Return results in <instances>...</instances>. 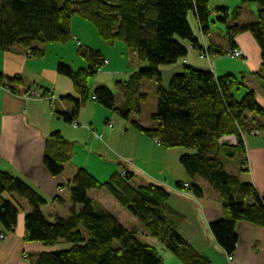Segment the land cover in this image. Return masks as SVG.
Instances as JSON below:
<instances>
[{
    "label": "trees",
    "instance_id": "obj_1",
    "mask_svg": "<svg viewBox=\"0 0 264 264\" xmlns=\"http://www.w3.org/2000/svg\"><path fill=\"white\" fill-rule=\"evenodd\" d=\"M208 2L0 0V50L17 46L29 56L38 58L43 55V46L70 41V21L74 15L89 22L102 41L126 45L145 66L130 74L125 83L118 82L125 98L123 109L115 108V98L108 87H97L92 95L104 108L127 117L130 107L137 109L138 102L147 98V94L140 90L142 81H154L157 108L151 118L155 125L147 128L140 123L132 124L165 148L196 151L195 155L180 157V164L190 178L200 177L218 192L223 217L209 224L210 231L225 253L232 255L238 240L235 223L245 221L264 227V197L258 195L252 184L228 174L220 157L228 159L244 154V137L251 130L259 131L264 140V108L256 102L252 90L247 89L239 96L236 91L245 88V84L242 77L231 72L216 75L184 66L181 74L171 78L168 89L162 85L159 74L161 66L175 63L187 55L185 43L198 53L202 52V40L194 35L188 16L194 14L200 34L208 38L214 20L210 17ZM242 2L256 5L254 22L238 23L241 9L237 7L229 11L224 6L216 8L215 20L225 24V38L230 50L236 47L235 36L250 33L261 58L260 70L254 75L264 79V0ZM228 20L231 25L227 24ZM207 46L210 52L215 51L219 56L228 53V50L215 48L213 43ZM78 53L87 67L74 69L61 62L56 66L58 75L70 79L78 95V98H60V101L73 104L70 112L56 110L59 117L70 124L87 101L88 79L101 69L105 60L93 49L78 48ZM11 80L20 82L15 78ZM43 91V95L50 93ZM248 114L254 115L249 122ZM227 136H234L236 144H220V139ZM45 144L43 164L54 177L61 174L70 161L72 143L59 131H53ZM132 178V173L119 171L107 181L100 182L85 169L76 170L70 190L73 206L68 217H56L54 222H49L41 210L46 200L22 179L0 169V223L9 232L15 228L19 211L17 204L7 196L17 195L27 201L31 211L24 217L23 240L45 246L57 243L67 246L66 249L41 253L31 264H163L157 249L141 243L135 230L125 228L111 212L98 208L88 196L90 190L104 189L131 217L136 218L149 236L157 238L179 264H210L180 236L178 218L166 215L164 202L169 194L165 188L155 183L138 187L132 184ZM192 192L196 196L201 194L194 186ZM77 205L80 209L76 210Z\"/></svg>",
    "mask_w": 264,
    "mask_h": 264
},
{
    "label": "crops",
    "instance_id": "obj_2",
    "mask_svg": "<svg viewBox=\"0 0 264 264\" xmlns=\"http://www.w3.org/2000/svg\"><path fill=\"white\" fill-rule=\"evenodd\" d=\"M208 6L210 17L214 18L210 24L209 37L204 38L200 34L197 19L193 13H189V25L194 35L201 39L203 44L207 46L213 43L215 48L223 51L230 49L225 38L226 33L221 37L218 36V33L221 35L219 28L224 27L225 29H222L226 31V27L225 24L218 26L219 22L215 20L218 15L216 8L224 6L232 11L239 7L241 11L237 22L240 24L254 22L257 17L256 5L244 3L242 0H209ZM245 12L250 15L249 18H245ZM70 23L72 34L70 41L66 44L53 43L43 46V55L38 58L29 56L24 49L17 46L7 51L0 50V75L3 84L0 87V169L22 179L42 199L46 200L41 210L49 222H54L56 217H68L73 206L70 190L76 170L83 168L100 182L107 181L113 173H119V171L132 173V184L135 186L155 183L165 188L169 194L164 202L166 215L178 218L177 226H179L180 236L199 254L206 257L210 264H264V227L245 221L235 223L238 240L231 259L217 244L209 224L223 217L222 202L218 192L212 189L208 181L200 177L190 178L183 170L179 158L185 154L195 155L196 151L181 147L165 148L159 144L158 140L149 139L133 126V122L147 128L155 125L153 121L149 123L141 120L142 101L138 102L135 107L137 109L130 107L127 117L122 116L125 122L116 120L113 115L118 113L121 116L118 111L114 112L104 108L96 100L92 101L94 81V87L75 119L79 125L72 127V124L71 126L59 117L56 110L70 112L73 105L68 101H60V98L62 96L78 98V95L70 79L58 75L56 66L60 62L69 65L68 60L75 57L74 49L79 55L77 42L87 49L98 51L107 61L101 71L107 70L106 73L112 76L113 81L111 86L106 83L101 86L110 89L115 98V108L120 110L123 109L120 107L125 105V98L123 88L118 82L125 83L138 67L145 66V63L141 62L126 45L120 47L119 43L107 44L104 41L111 50L106 48L102 51L92 44L97 40L96 37L89 40L79 39L77 32L73 29L72 19ZM227 24L232 23L228 20ZM234 38L235 48L240 49L243 56L238 58L242 61L240 69L231 73L242 77L245 84V88H240L236 92L242 96L247 89L252 90L255 93L256 102L264 108V79L254 75L261 67L260 50L248 32ZM185 46L188 53L184 58L175 63L163 65L159 69L165 89H168L174 75L181 74L184 66L220 75L216 70L217 58L220 56L215 51L216 54L211 57L212 62L209 65L208 61L198 58L197 50H194L191 45L185 43ZM117 48H119V58L113 54ZM129 61L131 63H128ZM81 67H87L86 62ZM14 78L20 82H12L11 79ZM89 83L88 79L87 88ZM146 84L142 81L140 85L143 93H146ZM43 90L52 93L51 101L38 100L35 96L29 99L24 97L28 92L39 94L43 93ZM151 90L153 93L154 86H151ZM133 112H137L135 113L137 119L132 117ZM252 117L254 115L248 114V122L252 120ZM112 119L116 120V129L114 126V129L107 127V122L114 123ZM69 125L74 130H70ZM107 129H111V132L106 133ZM53 131H59L72 143L70 161L65 164L63 172L54 177L43 164L45 143ZM99 132H101L100 135H98ZM235 144L234 137L232 145ZM244 147V154L223 161L224 169L228 174L236 176L238 180L252 184L258 195L264 197V140L261 133L259 136H245ZM186 183L188 186L185 188ZM193 186L198 188L201 194L196 196L192 192ZM88 196L93 199L98 208L111 212L125 228L135 230L136 237L141 243L143 240L139 238V235L153 238L139 225L136 218L130 217L104 189L90 190ZM7 198L17 204L19 213L17 224L12 232L7 231L0 223V264H31L41 253L67 248L62 243L45 246L39 242L23 240V221L26 214L31 212L30 207L26 200L17 195L11 194ZM75 209H80V206L77 205Z\"/></svg>",
    "mask_w": 264,
    "mask_h": 264
},
{
    "label": "rangeland",
    "instance_id": "obj_3",
    "mask_svg": "<svg viewBox=\"0 0 264 264\" xmlns=\"http://www.w3.org/2000/svg\"><path fill=\"white\" fill-rule=\"evenodd\" d=\"M245 15H246L245 18H249L250 17V15H247L246 12H245ZM71 19H72V23H73V29H74L75 32H77V34L79 36V39L89 40L92 37H96L97 40H95V42L92 43L94 46L100 48L102 51H104L103 49L108 48L109 45H106V43L104 41L102 42L99 39V37H98L97 33L95 32L93 26L90 25L89 22H87L85 19H83L81 16H78V15H74ZM217 24H218V26H222L223 25V24L221 25L220 23H217ZM222 28H224V27H222ZM222 28H219L221 30L220 31L221 35H220V33H218L219 37H221L223 34L226 33V31L223 30ZM219 41H221V40H219ZM116 43H119L120 47L121 46L123 47V45H124L123 43L121 44V42H116ZM74 47L77 48L75 45H74ZM96 47H94V48H96ZM108 49L111 50L110 48H108ZM118 50H119V48H117V50H114L113 54H115V57L119 58ZM74 56L75 57L73 59H71V60H68L67 63L69 64L70 67H72L74 69L82 68L81 65L85 61H83L84 59H82L81 56L76 54V50L75 49H74ZM217 60H218L217 61L218 68L216 70H217L218 74H220V75H223L226 72H235L237 69H240V66H241V63H242L241 59H238V58L234 59V58H231V57H229L227 55L226 56H220V57L217 58ZM119 62H122V61H119ZM128 63H131V62L129 61ZM105 66L106 65L104 64L101 67V69L103 70V68ZM139 68L140 67H138V69ZM101 69L95 75H93V77L89 78V82L90 83L88 85V88H90V90H89L90 93L92 91V87H94V86H95V88L101 87V84H105V83L110 85V86L112 85L111 84L112 81H113L112 76L109 75L108 73H106L107 70H105L103 72V71H101ZM120 72L123 73V71H120ZM120 72L118 71V73H120ZM117 75H119V74H117ZM94 81H95V85L93 86ZM146 83L147 84H146L145 89H146L147 98L142 101V104H141L142 116L140 118H142L141 120H143L144 122H149L150 123V122L153 121L152 118H151V115L155 113L156 108H157L156 107L157 96L155 95L156 85H155L153 80H148V81H146ZM151 86H154V88H155V90H153L154 91L153 93H151V91H152L151 90ZM113 91L115 92L114 88H113ZM154 97H155V102H154ZM238 97L239 96L237 95V98ZM120 108H122V107H120ZM135 113H137V112H135ZM135 113L133 112L132 117H135L137 119V117H136L137 115ZM113 118H116V120L119 119L120 121H124L125 122V119L122 116H119L118 113H114ZM112 120L114 121V128L116 129L117 128V124H115L116 120H114V119H112ZM71 126H70V130L71 129L74 130L72 128L73 126L72 127ZM105 132L106 133L107 132H111V129H107V130H105ZM100 133L101 132H99L98 135H100ZM245 136H248V135H245ZM257 136H259V135H257ZM220 159H222V161H228L231 158L227 159V158H224V157H220ZM139 238L143 240V243L153 247L154 249H157L161 259L163 260V264H179V261H177V259H175V257L168 250L163 248L162 244L160 242H158V239H154V238H150V237L146 238V237H142L141 235H139Z\"/></svg>",
    "mask_w": 264,
    "mask_h": 264
},
{
    "label": "built area",
    "instance_id": "obj_4",
    "mask_svg": "<svg viewBox=\"0 0 264 264\" xmlns=\"http://www.w3.org/2000/svg\"><path fill=\"white\" fill-rule=\"evenodd\" d=\"M77 45H78V48L79 49H81L82 47H84L82 44H80L79 42H77ZM213 55H215V53L213 52H210L209 50H208V46H206L205 44H203V48H202V52H199L198 53V58L200 59V60H206V61H208V63H209V65H211V57H213ZM227 56H229V57H231V58H241L242 56H243V54H242V51L240 50V49H237V48H233V49H231V50H229L228 51V53L226 54ZM106 60H104V62H103V65L104 64H106ZM0 87H2L1 86V81H0ZM3 88H5V87H3ZM32 96H35V98L36 99H38V100H40V99H46V100H52V98H53V96H52V93H49V94H46V95H43V93H39V94H34V93H30V92H28V94L27 95H25L24 97L25 98H27V99H29V98H31ZM91 99H92V101H94V100H97V98H96V96L95 95H91ZM72 125H73V127H77L79 124L77 123V121H75V120H73V123H72ZM113 126H114V123L113 122H107V127H109V128H113ZM248 136L249 135H252V136H257V135H259V131H257V130H251V131H249V133L247 134ZM233 138H234V136H227V137H223V138H221L220 139V144H223V143H228V142H230V143H232L233 142ZM158 142V141H157ZM124 174V173H123ZM188 186V183H186L185 185H184V187L186 188ZM228 257H229V259H231L232 257H231V255H227Z\"/></svg>",
    "mask_w": 264,
    "mask_h": 264
}]
</instances>
